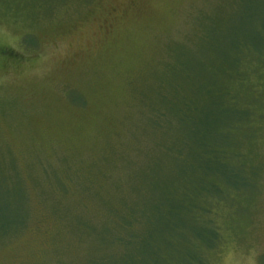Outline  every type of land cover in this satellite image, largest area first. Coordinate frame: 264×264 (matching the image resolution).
<instances>
[{
  "label": "rangeland",
  "instance_id": "374dc122",
  "mask_svg": "<svg viewBox=\"0 0 264 264\" xmlns=\"http://www.w3.org/2000/svg\"><path fill=\"white\" fill-rule=\"evenodd\" d=\"M251 24L264 26V0H0V208L23 219L0 230V264L110 256L114 217L163 168L174 120L154 108L171 71L205 69L212 36ZM249 59L257 175L215 214L207 264H264V52Z\"/></svg>",
  "mask_w": 264,
  "mask_h": 264
},
{
  "label": "trees",
  "instance_id": "16d2710c",
  "mask_svg": "<svg viewBox=\"0 0 264 264\" xmlns=\"http://www.w3.org/2000/svg\"><path fill=\"white\" fill-rule=\"evenodd\" d=\"M253 25L224 45L212 36L217 56L207 69L195 62L171 71L154 108L159 120H174L160 147L163 168L144 177L140 200L114 217L103 248L113 253L98 264H207L219 239L215 214L246 197L257 175L249 147L260 107L255 95L243 97L252 90L243 64L264 52V26ZM22 221L0 208V230Z\"/></svg>",
  "mask_w": 264,
  "mask_h": 264
}]
</instances>
